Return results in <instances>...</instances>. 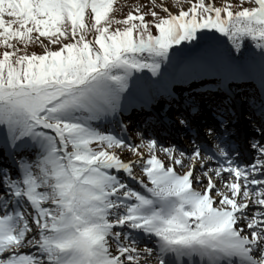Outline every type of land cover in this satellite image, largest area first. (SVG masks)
I'll return each instance as SVG.
<instances>
[{"label":"snow or ice","instance_id":"snow-or-ice-1","mask_svg":"<svg viewBox=\"0 0 264 264\" xmlns=\"http://www.w3.org/2000/svg\"><path fill=\"white\" fill-rule=\"evenodd\" d=\"M114 5L0 0V264H264V0Z\"/></svg>","mask_w":264,"mask_h":264},{"label":"rangeland","instance_id":"rangeland-1","mask_svg":"<svg viewBox=\"0 0 264 264\" xmlns=\"http://www.w3.org/2000/svg\"><path fill=\"white\" fill-rule=\"evenodd\" d=\"M141 1H145V5H146V9H149L151 8V0H131V3L130 0L127 1V0H115V7L118 8V11H117V17L120 18L122 15H126L127 14V11L124 10V8H126L125 6H128V12L129 11H132L133 8L135 7L134 5H137V3H141ZM157 2H164V3H174V0H157ZM124 10V11H123ZM174 10V9H173ZM136 137V136H135ZM128 158H131V159H134V157H128ZM138 171V170H137Z\"/></svg>","mask_w":264,"mask_h":264},{"label":"bare ground","instance_id":"bare-ground-1","mask_svg":"<svg viewBox=\"0 0 264 264\" xmlns=\"http://www.w3.org/2000/svg\"><path fill=\"white\" fill-rule=\"evenodd\" d=\"M125 1V0H124ZM127 1H129V0H127ZM129 3H131V0H130V2ZM139 6H141V10L143 11V10H147L145 7H146V3H145V1H141V3L139 2V3H137ZM135 7L137 6V5H134ZM126 8H124V10L125 11H127L128 12V6H125ZM123 10V11H124Z\"/></svg>","mask_w":264,"mask_h":264}]
</instances>
